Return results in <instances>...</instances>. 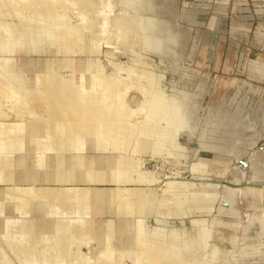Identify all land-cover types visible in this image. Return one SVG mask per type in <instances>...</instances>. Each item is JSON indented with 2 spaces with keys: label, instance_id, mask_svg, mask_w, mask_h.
Masks as SVG:
<instances>
[{
  "label": "bare ground",
  "instance_id": "bare-ground-1",
  "mask_svg": "<svg viewBox=\"0 0 264 264\" xmlns=\"http://www.w3.org/2000/svg\"><path fill=\"white\" fill-rule=\"evenodd\" d=\"M56 1L59 0H0V185L6 186L0 187V217L4 218L0 233V264H124L127 258L133 264H214L219 253L215 246L209 259L204 256L201 260L193 255L195 250L204 247L201 236L210 237L214 224L221 223V220L214 218L209 226H206L205 219L193 221L196 228L198 226L190 239L193 241V246H190L193 255L186 257L180 244L169 242L171 236L180 238L181 233L174 229L166 232L163 217L158 219L156 226L151 227L146 222L145 213L159 209L168 216L183 219L193 207L200 211L210 208L213 196L220 195L222 184L209 182L206 176L219 169L222 171V167L230 168L233 158L226 155L235 148L236 128L241 125L240 117L243 114L238 110L241 108L238 107L237 113L225 111L215 114L205 122L200 137L201 148L213 151L214 156L211 159L199 157L191 165L194 176L203 181L199 186L193 182L179 181L170 175L166 180L159 179L156 168L152 170L144 166L142 156L146 153L154 158L187 156L186 148L180 144L179 138L182 132L187 131L191 137L197 129L195 120L200 91L175 86L168 90L162 85V72L128 66L114 58V53L120 55L121 50L116 46L119 41L132 47L136 62L140 65L148 52L154 53L163 62L166 58L183 54L179 48L181 37L172 28L160 27L162 21L157 17L155 0H100L102 8L98 9L94 0L86 2L80 13L84 22L82 26H70L64 10L57 12L47 6L27 11L18 7L20 2L50 5ZM67 1L76 6L82 3V0H65L63 4ZM120 2L123 11L112 17L115 6ZM95 16L101 17V20ZM99 24L101 28L95 33L94 26ZM111 27L117 28L118 40L115 42L103 37ZM90 30L91 52L99 53V45L103 43L116 48L109 60L114 66V73L105 71L98 56L89 55L78 79L75 77L79 66L75 55L86 51L85 31ZM27 45L29 50L26 49ZM19 53L29 55L26 69L21 64L23 60L18 63ZM32 54L39 55V58L35 60ZM44 54L45 61L40 58ZM59 54L65 56L63 60L60 59V64ZM62 67L71 68L73 77L65 78L59 70ZM31 70L35 71L34 86L28 78ZM87 72L90 73L89 83ZM143 79L150 82L148 86L144 85ZM133 90L140 91L143 96L137 106H131L126 99L127 93ZM6 99L16 104L24 100V111L30 105L27 116L43 119L47 134H41L44 127L37 123L28 125V117L25 119L23 115L26 112L17 109L19 104L16 108V104L12 103L16 112L11 109L15 113H7ZM35 101L38 104L34 105ZM31 102H34L33 107ZM88 103L101 107L88 108ZM3 104L6 105V111ZM21 104L20 109L24 105ZM74 105L82 106V114L88 115L90 119L83 128L77 127L79 129L70 134V129L66 128L62 120L65 114L70 117L79 112ZM137 112L144 114V118L138 119L136 126L131 128L127 120H132ZM109 131L112 134H108ZM115 134L123 138L124 150L129 154H121L120 146L115 150L119 154L116 159L110 155H102V158L98 156L95 158L97 166L84 170L88 138L92 139L98 150H105L112 144L109 137H115ZM219 134V140L215 141V135L217 137ZM104 137L109 139L104 140ZM65 150L73 153L70 166L64 165ZM30 151L35 152L34 160L41 168L49 153H57V166L41 171L27 166ZM14 153L25 154L18 158L23 167L21 171H13ZM235 176L237 181L242 180L245 173L238 172ZM40 178L56 181L59 185L31 183ZM83 181L114 182L115 186L109 194L111 201L119 214L126 212L137 215L134 228L128 231L124 223L118 228V224L109 219L102 239L103 229L97 226L93 216L94 211L98 213L107 207L109 200L104 191L92 190L90 185L81 186ZM73 182L78 185L65 186ZM223 188L220 197L224 204L233 203L240 197L252 196L251 206L254 207V212L245 214L247 221L241 227L242 235L232 236L234 249L248 252L249 245L245 239L253 223L260 225L253 246L260 247L264 243V207H257L256 203L264 196V187L247 185L234 188L224 185ZM62 199L69 206L62 205L59 202ZM34 200L48 203L45 216L48 220L40 222L31 216L30 204ZM8 201L13 202V216L5 214ZM223 208L232 216L240 214V210L231 205ZM228 221V225L235 226V221ZM92 245L98 247L95 254L92 253Z\"/></svg>",
  "mask_w": 264,
  "mask_h": 264
},
{
  "label": "rangeland",
  "instance_id": "rangeland-1",
  "mask_svg": "<svg viewBox=\"0 0 264 264\" xmlns=\"http://www.w3.org/2000/svg\"><path fill=\"white\" fill-rule=\"evenodd\" d=\"M89 1H93V0H82V3L78 6L73 5L70 1H67L66 4H63L65 0L56 1L54 3H51L50 5H46V4L38 5L35 3L31 4L27 2H20V4H18V7H21L27 11L34 9L35 7L44 9L47 6L55 9V11L57 12L64 10L68 15L67 17L68 19H66V21L69 22L70 26L71 25L82 26L84 22L80 16V13L83 10L82 8L86 4V2L89 3ZM94 2L97 5L96 9L101 7L102 3L100 2V0H94ZM155 2L156 4H154L155 5L154 8L157 11L156 13L157 17L162 21L161 22L162 25L160 27L174 29V31H176L179 34V37H189V41L183 42L184 45H182L179 48L193 50L194 54L192 58H190L189 62L191 63L194 62L195 64H197V66L201 65L202 67L203 73H199V74L195 73L194 76L191 78V81L205 83L206 92H207V96H205V103H208L209 101L214 103L215 101L217 102L220 100V98L223 97H225V99L229 101V99L233 97L235 92L238 90L239 86L242 87L241 89L243 93L246 92L247 90L250 92L251 88H253L254 91L256 90L258 91V89H263L264 91V76L257 77L256 75V74L264 73V60L258 59L260 57L264 58V0H155ZM122 11H123V7L120 2L115 6L111 16L114 17L115 14H120ZM97 18L99 21L101 20V17H97ZM100 28H101L100 24L95 25L94 26V31H96L95 33H97L100 30ZM103 37L106 39H110L114 42L117 41L118 40L117 28L111 27L109 31L103 35ZM91 38H92V31L91 30L85 31L86 51L75 55L77 59V65H79L77 68L78 70H76L75 73V77L78 79L80 78L81 71L84 69L87 57L89 55H93V57L96 58L98 56L100 62L104 65L105 71L109 74L114 73V66L112 65V62H110L109 60L110 57L112 56V52H116V48L107 47L106 44L103 43L99 45L100 52L93 53L91 52L92 49L90 47ZM137 43L139 44V42ZM28 46L29 45L26 46L27 50L30 49ZM116 46H118V48L121 51L119 52L120 55H117L118 53H114L115 54L114 58L119 59L118 61H120L121 63H125L128 66L140 67V70L146 69V71L156 70L157 72H162L164 74V77L162 78V85L166 87L168 90L172 89L169 83L181 82L182 78L186 77V72L185 70L183 71L182 69L184 65V61L183 62L176 61L177 62L176 64L173 63L177 58H183L184 56L183 51L181 52L183 53L181 54V56L173 58L175 60L166 58L163 60V62L160 60V58L157 55L155 56L154 53L148 52L145 53L143 57V62L140 65L136 62V55L129 44L121 43L118 41ZM137 48L138 47L136 46V49ZM28 57L29 55L25 53L17 54L18 63L20 64L21 60H23V62L21 63L23 65V69L24 67L26 69L28 63L26 58ZM31 57L35 58L36 60L37 58H39V55L32 54ZM57 57H59L58 64H60L61 62L60 59L63 60L65 56L63 54H59ZM40 58L43 61H45L46 55L44 54ZM113 60L115 59H112V61ZM62 62L63 64L65 63V61ZM141 67H145V68H141ZM38 69H41V67H38ZM59 70L65 76V78L68 79L73 77L71 76L72 74L71 68L62 67L59 68ZM86 74L88 77L87 83H89L90 73L87 72ZM123 75H125V71H123ZM34 77H35V71L31 70L30 72H28V78L32 80L31 82L32 86H34L35 84ZM143 82L144 85L146 86H148L150 83L147 81V79H143ZM142 98L143 96L140 91H134V90L129 91V93H127L126 95V99H128L129 104L131 106H137L142 101ZM19 102L16 104V102L14 101L11 102L9 100V102L8 101L6 102L8 109L6 108V105L4 106V104L3 107L5 108L3 109L5 111L7 109L6 111L7 113H11V114L12 112L15 113L16 110L12 108V106L15 103L16 105L14 106H16V108L17 105L19 104L17 108L19 109V111L20 110L24 111L25 101L23 100ZM35 102H36L35 104L34 102L33 103L31 102V105L38 104L37 101ZM21 103H23L24 105ZM20 104L23 105L22 109L19 108ZM88 104H90V107L88 105V108L101 107L98 104L96 105H92L91 103ZM8 105H10L11 107H9ZM74 106L76 107V110H78L79 112H77L76 114H72L70 117H66L67 115L65 114L64 115L65 119L62 120L66 128H68V130L70 129L69 131L70 134H74L75 130L77 131L79 129V128L76 129L77 127L83 128L84 124L87 123L86 121L90 119L88 115L82 114V109H83L82 106H76V105ZM56 107H58V105ZM29 108L30 105L26 106L27 110L22 112V113L26 112V114H23L24 118L27 116V114H29L28 113ZM11 109L15 110V112L12 111ZM27 117L31 119L29 120L28 118L27 119L25 118L27 120L28 125L32 123H37L44 127V130L41 132V134H47L46 133L47 128L45 129L44 126L45 122L43 119L37 120L35 117L34 119L31 116H27ZM143 118H144V114L138 113L131 118L132 120H127V125L133 128L136 126L137 121H139L138 119H143ZM64 133H66L65 130ZM69 133H67L68 136L70 135ZM107 133L112 134L111 131ZM108 137H104V140L105 138L106 140L110 138V142L112 144H110V146L105 150L104 149H99V150L117 152L115 150H118V147L121 146L122 147L121 154H125V156L129 154L128 151L124 150V144H123L124 140L122 137L118 135H116L115 137H109V138ZM88 139L92 141V139L90 138ZM180 144L186 148L187 156H179V157L177 156L174 158L173 156H169V155L161 156L163 159L159 157L162 161L161 163L156 164L157 166L155 169L156 173L158 171L165 172L167 175L177 177L179 181L187 182V183L193 182L194 184L199 186L203 181L199 180L200 177L194 176V172H192L193 169L191 170V165H193L195 160H197V157L195 156V154H192L190 152L187 146H185L181 142ZM193 146L195 147V143L192 144V147ZM65 151L66 154L69 153V150H65ZM14 154L12 156L13 171L14 172L21 171L23 167L18 162V158L24 156L25 154L24 153H14ZM213 156L214 154L209 152H203L200 155V157H204L208 159L213 158ZM226 156L229 157L230 155L227 154ZM99 157L102 158V155H99ZM149 159H153V160L155 159L154 161H157L158 157L154 158L149 153L144 154V156H142V161L143 162L145 161L144 166L146 168ZM167 160H172L173 163L171 165H168ZM179 165H185L186 170L189 171L184 173V170L183 171L178 170L177 167ZM234 166L235 165L232 159L230 162V168L222 167V171L219 169L216 172L210 173L209 176H206L209 179V182H221L222 185L220 186V195L221 194L223 195L224 185H229L236 188L245 184L244 180L237 181L236 179L237 177L235 176V174L238 172L240 173V171L237 170ZM51 172L54 173L53 170H51ZM190 174L193 176V178H191ZM0 187L5 188L6 186L0 185ZM220 195L213 196L214 198L209 204L210 208H207L204 211H200L196 209V207L195 208L193 207L183 219L180 217L168 216L167 214H164L165 217H167L166 219L165 217L162 218L163 220H165L163 225L167 227L166 232H168V229H174V230H178L181 233L180 238L179 237L175 238L171 236L170 241L169 240L168 241L172 243L177 242L178 244H180L181 249L185 254V256L190 257L193 255L192 254L193 249L190 250V246H193V241L192 240L190 241V239H192L191 236H193V233H195L196 230L198 229V226L196 228L193 221L195 219H205L206 226H209L211 225V222L213 221L214 218H218L219 220H221L220 221L221 223L214 224L215 227L213 228V232L211 233L210 237L202 238L201 236V240L203 242L204 247L198 249V251L195 250L193 256H196L201 260H203L205 257L209 259L213 254L212 253L213 246H215L216 248L219 249V253L216 254V262H215L216 264H219V262H221V264H229L226 262L228 261L230 262L231 259L235 260L233 264H264V243L263 245H260V247L253 246L256 242L257 234L260 231V225L259 228H257V226L255 225L256 223L250 225V228L247 232V236L245 239L246 243L249 245V249H247L248 252L246 251L247 253H245L244 251L241 250L240 251L235 250L232 242V236L237 235L240 237L242 235L241 227L244 225L243 222L247 220V215H245L244 217L243 215L244 211H242V213L240 211L239 216L236 217L237 220H235V226L228 225L226 222L228 221V218L224 219L222 217V215L226 213L223 207H230L231 205L235 208L234 206L235 201L233 203L224 204L223 203L224 201H222ZM240 198H241L240 200L245 199L244 202H241L242 205L244 206L248 205L249 207V211H246L245 214L254 212V207L251 206L252 196H248L246 198L244 197L243 198L240 197ZM9 203L13 204V202H9ZM256 204L257 207L263 208L264 196L261 199H259ZM214 211L216 213H214ZM148 213L150 212L145 213L146 217ZM186 217H191L192 226L189 228L185 224ZM3 219L4 218L0 219V233L2 230L1 227L4 224ZM170 219L173 220V223L169 221ZM176 220H179L182 226L176 225L175 223ZM146 222L148 223V225H150L148 218H146ZM114 223L116 225L118 224L116 223L115 220ZM122 225L124 224L121 223L120 226ZM231 229L233 231H231ZM221 242L224 243L223 247L220 245ZM228 242L232 243L233 246L232 248L224 247L225 245L229 246ZM2 245L6 247V244L4 242H2ZM91 248L93 254L98 252L97 246L94 247L92 245ZM238 252H242L241 253L242 255L239 254ZM233 253L236 254V256L235 255L232 256ZM237 255L240 256V258ZM124 264H133V262L131 259L127 258Z\"/></svg>",
  "mask_w": 264,
  "mask_h": 264
},
{
  "label": "crops",
  "instance_id": "crops-1",
  "mask_svg": "<svg viewBox=\"0 0 264 264\" xmlns=\"http://www.w3.org/2000/svg\"><path fill=\"white\" fill-rule=\"evenodd\" d=\"M193 54H194L193 50H186L184 53V56L182 58V62L184 61V65H183L182 69H183V71L185 70L186 77H183L181 82L169 83L171 88L173 86H176V87H180L182 89L193 90V91L199 89V91H200V94L197 98V102H198L197 114H196L197 119L195 120V123L197 124V129H196L194 135H192L191 137H190L188 131L182 133V135L179 138L180 142L182 144H184L185 146H187L192 154H197V158H199L201 153H203V152H209V153L214 154L213 151H209V150H205L204 148H201V138L200 137H201V132L203 131L205 122L207 121V119L211 118L215 114H221V113H224L225 111L229 112L230 114L235 113L237 111L238 107L241 108L238 110H240V112L243 113L240 117L241 118L240 122H241V126H242L240 128L241 131H244V130L246 131L247 130L246 128L248 127L247 125L250 124L251 127L254 126V127L258 128V129H256L257 132L261 133L260 135L263 137L264 136V127H263L264 126V91H263V89H258V91L257 90L254 91V89L251 88L250 92L247 90L246 92L243 93L242 89H241L242 87L239 86L238 90L235 92L233 97H231L229 99V101H227V99H225V97H223V98H220V100L217 102L215 101L214 103H212L211 101H209L208 103H205V96H207L205 83L191 81V78L194 76L195 73L196 74L203 73L201 65L197 66V64H195L194 62H192V63L189 62L190 58H192ZM258 59L264 60L263 57H260ZM256 75H257V77L258 76L261 77V76H264V73L263 74L262 73L256 74ZM248 106H249V108H248ZM199 122H200V124H198ZM237 130L238 129L236 128V131ZM237 133H238V131H237ZM237 133L235 134L236 138L238 137ZM218 137H220V134L217 137L215 135L214 140L218 141L219 140ZM193 143H195V147L194 146L192 147ZM28 154H29L28 155L29 157H28V161H27V166L32 167L35 170L37 169V171H41L43 169L50 170V169H54L57 166L59 156L55 152L48 154V159L44 163L43 168L39 167L37 162L34 160V154H35L34 151H30V152H28ZM99 155H105V156L111 155L112 157H114L116 159V157H118L119 154L117 152H113V151L110 152V151L98 150L97 147L94 146L93 141L88 139L87 148H86V152H85V166L83 169L86 170V168L92 167V166L96 167L97 164L95 162V160H96L95 158H97ZM64 156L66 157V161H65L64 165L70 166L73 163V159H72L73 153L69 151V153L66 154V152H65ZM104 158H106V157H104ZM38 173H40V172H38ZM41 178L39 180L33 181L31 183L33 185H42V186L59 185L58 182H56V181H52V180L51 181H45V180H41ZM67 185L77 186L78 183L73 182L70 184H66L65 186H67ZM80 185L81 186L90 185V186H92V190L98 189V190L104 191L106 198L109 200V201H107L108 203H106L107 207L103 208L98 213H96L97 210L94 211L95 213L93 216L94 221H96L97 226L99 228L103 229L102 239H103L104 234L107 230L106 222L109 219H114L116 221V223H118V228L120 227L121 223H124L127 226L126 228H128V231H130L131 228L132 229L134 228L135 217H137V215L136 214H134V215L127 214L126 212H125V214H119L115 205L113 204V201H111V197L109 194H110V191L112 190L111 188L115 186L114 183L109 182V181H96V182H91V183H89L88 181H83L80 183ZM59 202L64 206H69L68 202L66 203V201L64 199L59 200ZM234 206H235V208L238 209L237 199L234 202ZM47 210H48V203L47 202L40 201V200H34L30 204L31 216L33 218L35 217L40 222L48 220L47 218H45ZM214 213H216V212L214 211ZM5 214L8 216L14 215V206L12 203L6 202ZM162 217H165V215L162 211L160 212L159 209H154L150 213L147 214V218L149 219V224L151 226L157 225L158 219H160ZM222 217L224 219L228 218L229 221L237 220V218L235 216H232L231 214H228V213L223 214ZM1 218L2 217H0V219ZM54 221H56V220L54 219ZM169 221L171 223H173L172 219H170ZM246 221H244L243 224H245ZM175 223L178 226H182L181 223L179 222V220H176ZM185 224L188 228L192 226L191 217L185 218ZM255 225L257 226V228H259V224L256 223ZM231 231H233V230L231 229ZM96 243L98 244V241ZM223 244H224L223 242L220 243V245L222 247H223ZM228 244H229V246L225 245L224 247L225 248H232L233 247L231 242H228ZM234 262H235V260L231 259L230 262H226V263L233 264ZM219 264H221V262H219Z\"/></svg>",
  "mask_w": 264,
  "mask_h": 264
},
{
  "label": "water",
  "instance_id": "water-1",
  "mask_svg": "<svg viewBox=\"0 0 264 264\" xmlns=\"http://www.w3.org/2000/svg\"><path fill=\"white\" fill-rule=\"evenodd\" d=\"M247 130L241 131V125L237 127V138L235 137L234 144L235 148L228 154L233 158L234 167L240 172L245 173V177L242 179L245 181V184L241 186L253 185L257 187H264V136L262 137L257 132L256 127H251L250 124L247 125ZM161 163V159L158 158L157 161L149 159L147 163V169L154 170L156 164ZM172 160H167V164L171 165ZM178 170L186 173L189 170H186L185 165H179ZM157 177L162 180H166L168 175L165 172L158 171L156 173ZM191 178L193 176L190 174ZM190 178V177H189ZM245 199L240 200L238 198L237 204L238 209L244 211L243 215L245 217V212L249 211V207L242 205L241 202H244ZM91 249V248H90Z\"/></svg>",
  "mask_w": 264,
  "mask_h": 264
},
{
  "label": "flooded vegetation",
  "instance_id": "flooded-vegetation-1",
  "mask_svg": "<svg viewBox=\"0 0 264 264\" xmlns=\"http://www.w3.org/2000/svg\"><path fill=\"white\" fill-rule=\"evenodd\" d=\"M187 41H189V37H181V42H182L181 46L184 45L183 42H187ZM186 50H187V49H184V48H183V49H180V51H181V52L183 51V53H185ZM167 59H168V58H167ZM170 59L175 60V59H173V58H170ZM172 60H171V61H172ZM176 61H177V62H178V61H182V58H177V59L175 60V62H173V63L176 64V63H177Z\"/></svg>",
  "mask_w": 264,
  "mask_h": 264
}]
</instances>
